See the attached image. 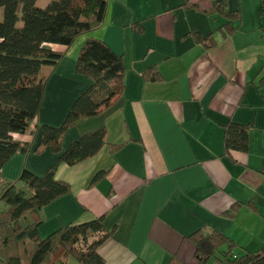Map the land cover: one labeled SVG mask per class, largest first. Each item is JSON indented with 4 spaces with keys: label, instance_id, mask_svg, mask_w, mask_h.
<instances>
[{
    "label": "crops",
    "instance_id": "1",
    "mask_svg": "<svg viewBox=\"0 0 264 264\" xmlns=\"http://www.w3.org/2000/svg\"><path fill=\"white\" fill-rule=\"evenodd\" d=\"M226 2L239 13L229 35L218 30L223 17L205 13L210 0H106L99 27L66 48L50 46L63 54L39 70L37 118L24 133L12 134L29 143V151L9 157L2 179L16 182L22 169L39 175L57 160L47 147L33 151L37 127L60 125L88 87L89 79L74 70L87 38L122 57L123 91L63 133L61 150L98 128L104 143L90 158L57 164L54 178L70 190L41 208L39 238L102 215L112 230L96 249L102 264H168L172 256L199 264L188 240L194 231L223 233L235 243L233 254L264 246V0ZM190 32L211 34L215 45L205 49ZM150 68L157 80L142 77ZM229 120L249 127L244 152L223 149Z\"/></svg>",
    "mask_w": 264,
    "mask_h": 264
},
{
    "label": "trees",
    "instance_id": "2",
    "mask_svg": "<svg viewBox=\"0 0 264 264\" xmlns=\"http://www.w3.org/2000/svg\"><path fill=\"white\" fill-rule=\"evenodd\" d=\"M105 4L106 0H48L40 7L37 0H0V170L14 153L29 151V143L12 139V134L24 133L37 118L43 96L39 70L55 64L63 54V50L50 46L66 48L80 33L99 27ZM205 13L225 19L218 28L223 35L237 27L239 13L229 10L226 0H210ZM189 35L205 49L215 45L211 34ZM74 70L89 79L88 87L74 98L60 125L37 127L38 140L33 151L47 147L57 154V160L39 175L22 169L16 182L0 176V264H67L70 260L77 264L103 263L96 249L112 235V230L104 228L102 215L65 224L44 238L36 232L41 208L70 190L66 182L54 178L57 164L73 165L90 158L104 143V128H98L71 140L61 150L63 133L77 120L101 113L123 91L122 57L102 40L90 37L82 43ZM142 77L158 79L155 68L145 71ZM263 81L264 76L259 82ZM248 128L227 121L223 125V149L244 152ZM99 175L95 174L93 180ZM237 206L225 214L231 215ZM188 240L199 264L209 259L221 264H264V246L233 254L235 243L217 231H194ZM168 264L184 263L172 256Z\"/></svg>",
    "mask_w": 264,
    "mask_h": 264
},
{
    "label": "rangeland",
    "instance_id": "3",
    "mask_svg": "<svg viewBox=\"0 0 264 264\" xmlns=\"http://www.w3.org/2000/svg\"><path fill=\"white\" fill-rule=\"evenodd\" d=\"M46 1H47V0H37V6H40V7L44 6V4H45ZM0 206H1V205H0ZM69 263H70V264H72V263L77 264L74 260H70ZM69 263H68V264H69Z\"/></svg>",
    "mask_w": 264,
    "mask_h": 264
}]
</instances>
